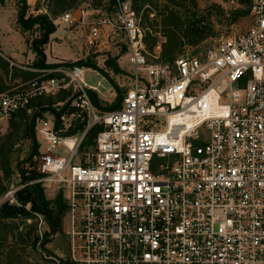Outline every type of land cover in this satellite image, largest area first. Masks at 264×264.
Segmentation results:
<instances>
[{
    "label": "built area",
    "instance_id": "2783aa9c",
    "mask_svg": "<svg viewBox=\"0 0 264 264\" xmlns=\"http://www.w3.org/2000/svg\"><path fill=\"white\" fill-rule=\"evenodd\" d=\"M102 1L64 12L55 26L78 30L87 52L105 31L122 34L131 85L120 108L93 103L99 83L88 85L79 64L0 93V122L36 99L76 95L35 119L40 178L29 183L61 194L67 259L264 264V0H219L249 20L245 32L170 62L148 58L149 30L132 0Z\"/></svg>",
    "mask_w": 264,
    "mask_h": 264
},
{
    "label": "rangeland",
    "instance_id": "374dc122",
    "mask_svg": "<svg viewBox=\"0 0 264 264\" xmlns=\"http://www.w3.org/2000/svg\"><path fill=\"white\" fill-rule=\"evenodd\" d=\"M194 1L196 3L195 7L189 0H183L181 7H170L176 9L182 15L188 14V17L190 18L194 16L196 19H203V27L207 32V36L195 45H190L185 39H180L181 46L175 55H197L213 47L221 39L227 38L233 34L245 32L249 26V20L245 16L233 17V14H227L223 10L219 0ZM83 5L100 8L103 6V1L76 0V7ZM166 5L168 4L165 0H152V4L150 5L152 16L149 14L147 18L145 17L144 8L140 11L141 24L143 28L149 30L147 33L150 37H148L146 41L149 44L152 43L151 39L153 37L156 40L155 45L156 43H159L160 45V51L155 53V45L152 47V50H150L145 42V50L148 53L147 56L150 60H152L151 56L159 55L158 60L161 61L160 56L162 45L165 43V38L161 32V17L159 14L162 13L161 11ZM35 9H41V11L35 13L28 10L26 19L46 15L55 27V30H57L54 37H60L58 41L63 44L58 45V43L53 40L52 48H48L46 51L48 62L46 60L38 59L36 55L35 58L29 61L25 60V53L31 48L32 42L40 39L41 30L40 27L36 25L32 29L24 31L18 25L17 18L12 20L9 24L12 31L9 34H6L7 31H5L4 35L0 37L2 52L6 54L4 55L0 51V58L6 63V72L0 69V77L3 80L5 87V91L2 93L21 88V86L29 80L38 77L40 75L39 71L41 70H54V68L51 67L55 65H67L76 61H84L95 65L99 70L106 74L104 75L101 71H98L93 67L84 68V81L91 86H97V83H99V86H97L98 94L96 95L100 106L109 107L115 102L117 96V89L115 87L118 88L121 97H123L125 91L130 88L131 77L129 75L130 69L126 62L125 47L122 43V34L119 31H105L101 47L96 50L91 49L87 52V48L83 46L81 35L78 30L77 34L75 32L76 30L73 28L69 30L63 26H55L53 23V21L55 22L56 19L63 14L60 12V9L58 10L54 7L53 0H40L35 5ZM107 14L111 15L112 13ZM9 20V15H3L0 18V23L6 25V22ZM59 28H62L65 33ZM154 31H157V33H154ZM146 35L145 38L147 37ZM55 43L56 45H54ZM11 48L17 49L19 53L22 52L21 55H23V57L20 58V61L12 59V56L9 54ZM107 61H111L112 64L116 66L117 71L108 67L106 65ZM60 94L61 92L54 96L36 99L30 103L26 111L18 113L9 121L0 122V163L2 155L7 153L12 171L10 177H6V175L0 171V206L6 201L9 203H15L13 195L22 187V185H20V178L18 177L16 167L22 165V168H27L28 166V164H24V161H26L31 155L33 141L29 138L27 133V123L33 118L35 112L38 113V109L36 108L37 103L40 102L41 104H44L49 103L47 101H51L55 103L53 109L58 110L61 108V105H65L70 99L69 97L64 102H57ZM38 117H43V114L38 113ZM46 117L49 116L46 115ZM34 137L38 148V140L35 134ZM2 189L5 190L3 193ZM43 190L46 200L50 201L52 203L50 206H52L58 194L53 190ZM10 222L16 223L19 226V231L22 232L27 231V229H25L26 226L35 225L33 236L37 235L38 237H42L44 233L49 231L47 224L41 216H36L31 220L16 219ZM66 228L67 218L63 216L60 231L56 234L50 235L47 238L49 239L48 243L44 246L56 260H62L64 262L67 260L66 237L64 233ZM10 242L11 238L8 237L5 243L6 247ZM3 253H5V250H3ZM2 256L4 259L5 255ZM21 261L23 264H43L42 261L39 260V256L29 248L25 249L22 253Z\"/></svg>",
    "mask_w": 264,
    "mask_h": 264
},
{
    "label": "trees",
    "instance_id": "16d2710c",
    "mask_svg": "<svg viewBox=\"0 0 264 264\" xmlns=\"http://www.w3.org/2000/svg\"><path fill=\"white\" fill-rule=\"evenodd\" d=\"M4 0H0L2 2ZM18 4V15H17V23L20 28L24 31L32 29L34 26L38 25L41 30V37L38 40H35L31 44V49L35 53V55L40 60H45L44 53H43V46L48 42V37L50 34L54 32V26L50 19L46 15H40L35 18L26 19L27 13V4L26 0H16ZM168 5L163 7L162 13L159 14L161 17L160 27L163 37L165 38V43L162 45V51L160 59L162 62H170L175 57L179 55H175L180 49L181 42L180 39H185L188 44L195 45L198 42L202 41L206 36L207 32L203 27V19H196L193 17H188L187 15H182L179 11H177L172 7H181L183 0H165ZM193 6H196L194 0H189ZM133 6L136 8L137 12L139 13L144 6H148L149 8L143 9L145 12V17L151 14V4L152 0H145L144 2H137V0H132ZM54 7L60 12L64 13L68 10L74 8L76 4V0H53ZM112 4V1H111ZM76 8V6H75ZM110 10L111 8L108 7ZM243 15V13H234L233 17H238ZM157 33V31H154ZM145 42L149 49L152 50V47L155 45V38L152 37V43H148L146 39L150 37L146 32ZM152 34V33H151ZM74 64L83 65L85 67H93L94 69L99 70L98 67L95 65L79 61L77 63H70L65 64L66 66H72ZM108 67L113 68L117 71V68L111 61H107L106 64ZM61 65H55L51 68H58ZM6 63L0 58V69L5 71ZM6 72V71H5ZM102 72V71H101ZM106 75L104 72H102ZM23 78V76L21 75ZM26 78V77H24ZM117 96L115 102L109 106L104 107L105 110L113 111L121 106L122 97L120 91L117 87ZM5 91V87L3 84V80L0 77V93ZM70 97V93L61 92L58 96L59 100L57 102H64ZM91 99L94 104L99 105V101L97 99L96 94H91ZM49 103L41 104L40 102L37 103L36 108L38 110L49 107L54 112L53 106L55 103L51 101H47ZM30 105V104H29ZM48 110H45L41 113H44ZM20 113V112H19ZM40 113V114H41ZM18 114V113H17ZM16 114V115H17ZM38 117V113L35 112L33 118L27 123V133L29 138L32 139L33 147L31 150L30 157L24 161V164H28L27 168H22L21 166L16 167L18 177L20 178V185L22 187L17 190L13 197L15 203H9L8 201L4 202L0 206V264H23L21 261V255L25 251V249H31L35 254L39 256V260L42 261L43 264H58L47 249H45L46 243H48L47 239L50 235L56 234L60 231L62 217L65 213V205L62 199L61 194L56 196L53 205L50 201L46 200L44 195V190L39 183H32L40 178V174L35 170V163L32 161V158L35 154H37V145L34 137V121ZM98 129H94V131L90 134L89 139H92L96 136ZM0 163V171H2L6 177L11 176V167L9 163V159L6 154H3L1 157ZM5 190L2 189V193ZM36 216L43 217L45 223L49 231L44 233L42 237L33 236L35 231V225L26 226V232L19 231V226L16 223H11L12 220H31ZM11 238V242L9 245H5L7 238ZM45 240V241H44ZM5 250V253H3ZM5 258L3 259V256ZM62 261V260H60ZM64 262V261H62ZM65 264H71L69 260H65Z\"/></svg>",
    "mask_w": 264,
    "mask_h": 264
},
{
    "label": "crops",
    "instance_id": "0c3cea01",
    "mask_svg": "<svg viewBox=\"0 0 264 264\" xmlns=\"http://www.w3.org/2000/svg\"><path fill=\"white\" fill-rule=\"evenodd\" d=\"M39 1L40 0H26L27 12H28V10H30L31 12H35V13L40 12L41 9H37V10L35 9V5ZM3 15H9L10 20L8 22H6V25L0 23V37L2 35H4V32L5 31H7L6 34H9L12 31L9 24L11 23L12 20H14L15 18H17V15H18V4H17V1L16 0H4V1L0 2V18ZM53 23L55 24L54 21H53ZM59 29H61L62 32L65 33V31L62 28H59ZM56 31L57 30H55V27H54V32L49 35L48 42L43 46V53H44L45 60L47 62H48V57H47L46 51L48 50V48H50V49L52 48V45H53L52 42H53V40H55L58 43V45H62L63 44V43H61V42L58 41L60 39V37L59 38L58 37H54ZM75 32L78 34L77 31H75ZM70 35H71V33H70ZM69 38H70V36H69ZM54 45H56V43ZM0 51L2 52V45H1V43H0ZM28 52H29V54H28ZM9 54L12 56V59L13 60H16V61H20L21 60L20 58L23 57V55H21L22 52L19 53L17 49H13V48L10 49ZM4 55H6V54H4ZM25 55H26L25 56V60H28V61L31 60V59H33V58H35V54L33 53V51H32L31 48H29L27 50V52L25 53Z\"/></svg>",
    "mask_w": 264,
    "mask_h": 264
},
{
    "label": "water",
    "instance_id": "95a60500",
    "mask_svg": "<svg viewBox=\"0 0 264 264\" xmlns=\"http://www.w3.org/2000/svg\"><path fill=\"white\" fill-rule=\"evenodd\" d=\"M75 96L76 95H74V96H72V97H70V99L66 102V104H65V108L74 100V98H75ZM45 110H49V111H51V112H53L52 111V109L51 108H49V107H44V108H42V109H40L39 110V113L40 112H43V111H45ZM45 241V240H44ZM51 258H53L54 260H56L54 257H51ZM57 262H58V264H65L64 262H62V261H60V260H56Z\"/></svg>",
    "mask_w": 264,
    "mask_h": 264
}]
</instances>
